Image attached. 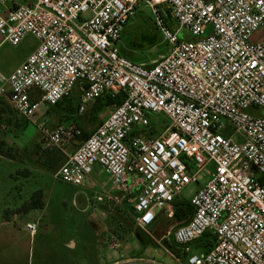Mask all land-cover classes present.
<instances>
[{"label":"built area","instance_id":"obj_1","mask_svg":"<svg viewBox=\"0 0 264 264\" xmlns=\"http://www.w3.org/2000/svg\"><path fill=\"white\" fill-rule=\"evenodd\" d=\"M162 2L178 31L197 40L170 29L155 0H0L1 42L17 46L29 35L38 42L9 74L0 71V96L37 123L41 110L78 87L77 119L41 125L44 146L64 151L98 98L124 92L54 176L84 187L99 166L111 186L84 192L87 206L100 203L109 213L130 206L134 224L147 231L160 217L174 218L184 189L198 184L191 216L172 232L187 264H264V115L251 113L264 109V37L254 39L264 28V0ZM142 5L169 43L151 63L120 53L124 28ZM158 114L167 128L146 134ZM207 232L214 246L203 250Z\"/></svg>","mask_w":264,"mask_h":264},{"label":"rangeland","instance_id":"obj_2","mask_svg":"<svg viewBox=\"0 0 264 264\" xmlns=\"http://www.w3.org/2000/svg\"><path fill=\"white\" fill-rule=\"evenodd\" d=\"M156 22L150 6L142 5L133 21L126 26L123 32L122 45L128 57L130 56L136 61L151 63L169 50V43ZM184 34V31L178 33L180 37H183ZM155 41L157 44L151 46L150 42ZM37 44L36 39L30 35L17 46L1 43L0 38V71L9 74L12 69L26 59ZM164 45L165 50H162ZM71 95L78 96V90H73L69 96ZM42 113L43 110L37 114V123H29L23 132L24 137L18 139L22 148L32 150L30 152L32 153L31 157H34L30 160L32 165H29V162L26 163V160L24 161L25 165H29V174L18 173L15 174L14 179H11L7 176V172L20 170L23 167H20V163L11 165L7 161H0V205H5L3 209L8 210L12 207L14 200H24L37 190L42 192L46 201L37 224L39 235L35 240L33 254L37 255V250L41 248L49 254L54 253L57 259L70 262L72 258L74 263L78 262L79 264H187V260L181 252L177 254L178 251H176L175 255L179 257L178 260L173 256L175 243L172 232L180 222L176 216L170 219L160 217L147 231L134 224L130 206L127 208L129 213L118 209L120 212L117 211L116 215L114 213L117 207L113 209L112 213H109L103 206L107 214L102 215L98 210L96 214L92 213L91 209L84 214L73 206L72 198L78 188L57 179L54 176L56 171L42 166L43 152L49 148L44 146L45 136L41 127L42 123L44 122V126L47 128L70 123H60L57 112H54L53 109L50 113ZM251 113L264 115V109H252ZM11 116L18 117V119L23 118L16 115L12 108L11 110L8 108L6 112H0V140L7 137L9 144L14 147L16 144L13 141L12 128L10 127L7 131L3 129L4 125L9 124L6 120ZM99 123V119L92 121L87 115L83 120V126L90 131L94 130ZM168 124L166 116L158 114L151 117L150 128L155 126L154 134H159L167 128ZM76 144L77 142L71 143L64 151H74L77 148ZM17 156L19 157L17 161L22 163L25 155L23 156V153H19L17 149ZM93 175L100 181L106 179L105 174L98 175L93 172ZM207 180L208 173L201 183ZM87 185H92L90 180L86 181L85 186ZM198 186V184L188 185L183 191L185 198H189ZM83 202L87 206L85 199ZM100 219L104 222L102 223ZM66 238H73L76 241L74 250L63 251L61 249V244ZM32 262L34 264L36 260Z\"/></svg>","mask_w":264,"mask_h":264},{"label":"crops","instance_id":"obj_3","mask_svg":"<svg viewBox=\"0 0 264 264\" xmlns=\"http://www.w3.org/2000/svg\"><path fill=\"white\" fill-rule=\"evenodd\" d=\"M155 1H157V3H159V4H164L165 7H168V6H166L167 3L162 2V0H155ZM138 11H140V8ZM134 17H132L130 20L133 21ZM171 22L174 24L173 30H176L178 33L180 31L185 32L184 36L181 37L182 39L197 40V37L190 35L185 30H179L178 31V26H177V24L173 18H172ZM125 28H124V30H125ZM122 37H123V33H122ZM261 37H264V28H262L255 35L254 39H259ZM120 51H122V53L124 55H126L124 50H123L122 42H121ZM126 56H128V55H126ZM12 70H14V69H12ZM36 95L39 96L38 93H36ZM1 106L12 108L5 98H3V103L1 104ZM48 109H50V108L48 107ZM48 109H47V111H48ZM19 116L23 117L21 115H19ZM6 126L8 127V125H6ZM150 127H151V125H150ZM9 128L10 127H8L7 130H9ZM150 129L151 128H149V130ZM12 134H14L13 141L16 144L14 147H18L17 148L18 152L23 153V156L25 155L23 162L21 163L20 161H17L18 160L17 158H19L18 156L16 159H12V158H9L3 154H0V161H7L11 165H16L17 163H20V167H23V168H20V170L7 172V176L11 179H14L15 174H18V173H24L25 175L29 174L28 166L31 164L30 160L34 159V157H31L32 153H30V152L32 150L30 148H27V149L22 148L21 144L18 143V139L24 137V133L23 132L18 133L19 135H17V136H16L15 132ZM4 140L6 141V143L8 142L7 137H4ZM8 144H9V142H8ZM9 145L12 146L11 144H9ZM28 149H30V150H28ZM67 153H70V152H67ZM25 160L27 161L26 163L29 162L28 166L25 165L26 164L24 162ZM94 172L98 173V175L105 174L104 172H102V169L99 166L95 167ZM88 180L91 181V183H92L91 186H88V185L84 186V187H77L76 186L78 188V190L74 193V196L72 198L73 206L78 211H80L84 214L87 210L91 209V210H93L92 213H94V214H96V211L98 210L99 212H101L102 215H106L107 212L103 209V206H105V205L98 203V204H95L93 206H85L83 199L86 198L84 194L91 192L92 188H95V189L101 188V187H104L107 189L110 188L111 181H110L108 175H106L105 181H100L93 174H92V177L89 178ZM36 192H40L41 194L39 195L40 196L39 200L38 201L36 200L33 202L32 196ZM181 199L183 200V198H181ZM45 204H46V201L43 197L42 192L40 190H37V191H34L30 196L26 197L24 200H21V199L20 200H14L12 207H10L8 210L3 209V208H5L4 204L0 205V264H32L33 263L32 261H35V260H36V262L34 264H57V263L58 264H79L78 262L74 263L72 258L70 259V262H69V260L64 261L61 259H57L55 257L54 253L49 254V252L48 253L44 252L45 249H41V248L37 250V253H36L37 255L33 254L34 253L35 240H36V237L39 235V228H38L37 224L40 220L41 210L43 209ZM124 205H125L124 208L128 207L127 203H125ZM118 209L121 211V208L117 207V210L115 211L114 215H116V212L119 211ZM36 211H39V212H36ZM102 215H100V216L102 217ZM100 221L102 223L104 222L102 219H100ZM29 223L36 224L35 232H31L29 229H27V225ZM75 248H76V241L73 238H66L63 240V242L61 244V249H63V251L64 250L68 251V249L74 250ZM173 256L177 260L179 259V257H177L175 254H173Z\"/></svg>","mask_w":264,"mask_h":264},{"label":"trees","instance_id":"obj_4","mask_svg":"<svg viewBox=\"0 0 264 264\" xmlns=\"http://www.w3.org/2000/svg\"><path fill=\"white\" fill-rule=\"evenodd\" d=\"M158 8H159V10H160V12L164 18L165 24L170 29H173L174 24L171 22L172 21V15H171L169 6L167 9V7H165L164 4H159ZM130 22H131V20H129L127 22L126 26ZM155 44H157L156 41L150 42L151 46H153ZM162 48H163L162 50H165V45L162 46ZM120 53L123 54L122 51H120ZM128 58H130V56ZM130 59H132V58H130ZM132 60H134V59H132ZM73 90H78L79 95L78 96L71 95V96L64 97L61 101L54 104L52 106V108L48 109V111H47V113H50L51 110L53 109L54 112H57V117H59L58 121L60 123H63V122L71 123L77 119L76 115H77L78 105L80 102L81 93H80L78 88H74ZM38 98H39V96L36 95L35 99H38ZM124 98H125L124 92H120L114 96L111 94H107L103 97L98 98L96 100V102L93 104L92 108L79 119L78 123H79V127L81 129V132H80V134L76 135V138L73 140L72 143L77 142L76 145L78 147L92 133L93 130L92 131L87 130L83 126V120H84L86 115L92 121L98 120L99 119V113L104 111L108 106H111L113 104H121L124 101ZM2 103H3V98H2V96H0V112H4V111L6 112L8 110V108L11 110L10 107H2L1 106ZM61 108H62V110H60ZM14 113L16 115H18L17 112L14 111ZM6 121H7V123H9L8 127L12 128V132L16 133V136L19 135L18 133L24 132V130L29 126V123H30L25 118L18 119V117H12V116L9 117ZM155 132H156L155 126H153L152 129H150L149 131H145V133L148 135H151V134L154 135ZM17 148L18 147H13V146L8 145L4 140H0V154H3V155H5L9 158H12V159H16L17 158ZM43 153H44L43 154L44 158H42L43 159L42 166H45L47 169L52 170V171H57L59 169V167L67 159V152L63 151L62 149H60L58 147L46 148V150H44ZM40 194H41L40 192H36L32 196L33 202L36 200L37 201L39 200ZM176 206L177 207H176L175 216L177 217V219L180 222L186 220L187 218H189L191 216V214L193 212V208L190 205V199L183 197V200L180 199V200L176 201ZM214 241H215V236L211 232H207L199 242H201L200 244H202L203 250H209V249H211V247L214 246ZM198 247H199V243H197L195 245V249H197ZM176 248H177V245L175 244L173 254H176V251H178L177 254H179L180 250H178Z\"/></svg>","mask_w":264,"mask_h":264}]
</instances>
